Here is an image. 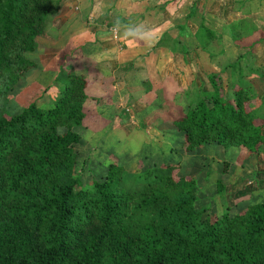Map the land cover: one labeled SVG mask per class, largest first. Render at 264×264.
Here are the masks:
<instances>
[{"label": "trees", "instance_id": "16d2710c", "mask_svg": "<svg viewBox=\"0 0 264 264\" xmlns=\"http://www.w3.org/2000/svg\"><path fill=\"white\" fill-rule=\"evenodd\" d=\"M57 8L58 0H0V96L35 67L27 53ZM195 11L193 0L186 18ZM239 24L229 25L233 38ZM177 28L186 31L184 24ZM193 36L208 53L220 38L202 17ZM261 42L263 34L245 48ZM156 45L184 54L165 35ZM59 73L49 105L0 109V264H264V199L219 215L198 209L195 179L177 175L171 164L131 172L110 161L100 180L80 187L73 149L79 136L72 127L83 123L86 101L97 100L86 93L82 75ZM221 81L212 72L208 89L183 92L187 105L171 119L180 146L191 151L214 143L256 156L264 148V94L237 81L226 94ZM215 187L220 192L222 182Z\"/></svg>", "mask_w": 264, "mask_h": 264}, {"label": "rangeland", "instance_id": "374dc122", "mask_svg": "<svg viewBox=\"0 0 264 264\" xmlns=\"http://www.w3.org/2000/svg\"><path fill=\"white\" fill-rule=\"evenodd\" d=\"M112 1H114V7H122L124 4L123 0ZM211 1V14L214 17L212 19H219V13L217 16L214 15V13L219 12L217 1ZM159 2L160 0H150L149 3L153 5ZM76 5L78 4L75 2L73 8L72 6L71 8L77 10ZM58 9L59 4L56 12L49 16L50 19L58 12ZM110 13L112 14V12ZM115 13L117 14V12ZM216 22L217 25H220L221 22L225 23V21L219 20H216ZM52 24L53 26L50 22L46 24L44 36L48 35L50 37L48 39H54V41L59 36L66 38L68 31L64 29L66 33H61L60 31L63 28L58 21H53ZM73 24L75 23L71 25L73 26ZM242 26L241 23L239 30H236L237 38L232 37L231 31L235 29H232L231 26L228 25L224 27L225 29L218 28L219 30L215 32L220 35V38L211 42L209 53L201 54L196 59L189 57L188 62H185L188 65L184 64L181 67L180 63L183 62L180 57L173 60V63L183 69L180 75L183 74L186 83L194 77L193 82H190L187 86V89L191 90V95L198 87H203V85L209 87L207 75L212 72L219 73L226 94H230V84L233 81L241 82L258 97L264 94V91L256 87L257 85L260 88L264 87V49L259 52V55L253 56L254 49L261 43L253 46L250 51L245 48L256 40L260 34L264 35V28H255L251 24L245 27ZM50 43L52 42H44V45L56 46L55 50L59 48L58 41L52 45ZM46 49L43 44H40L37 50L27 53L28 58L36 62V68L27 71L13 84L7 95L0 96V109L3 108L10 113H16L30 102L43 107L50 104V99L57 93V83L54 82L55 64L58 63L57 73L60 72L59 75H65L71 67L68 55L63 53L67 51L65 46L56 52L61 51V54L57 56L59 61L54 59L51 65L46 66L48 60H45L46 57L44 56L49 52ZM171 64L172 61L169 64V61L165 60V67L161 70L163 71ZM230 64H233L231 69L228 67ZM222 68H225L223 72ZM168 69L171 71L173 66ZM97 82L99 89L108 90L109 85L106 81L97 80ZM156 84L154 83L156 89H167L166 93L174 90L173 87L175 88V84L173 86V82L168 78L164 79L162 86L160 83ZM173 92H169L171 94L170 99L175 94V91ZM107 94L105 93V95ZM103 97L101 96V100ZM187 99V97L184 98L180 94L182 106ZM107 102L109 103V101L104 103ZM92 104L91 99L86 101L87 119L85 117L81 125L72 127V130L79 136V141L73 145V149L76 153L74 175L80 187L89 188L93 179L100 180L103 177L106 165L110 161H114L123 169L131 172L138 171L141 165L149 167L167 163L176 167L177 175H188L195 179L198 186L195 206L198 209L208 208L219 215L226 208L228 211L233 212L237 207H242L247 202L264 199V148L256 156L247 155L244 150L237 147L224 148L214 143H206L191 151H185L180 146L181 135L172 127L171 121L164 122L162 129H158L153 137L148 136L147 140L135 139L128 141L124 135L110 130V128L112 130L118 129L113 121L109 123L108 118L103 117L106 115H99V112H107L110 109L109 106L108 108L103 106L94 108L95 104ZM181 105L179 106L182 107ZM175 106L174 110L167 109L168 115L166 118H172L185 109V107L179 109V106ZM112 108L113 111H117L115 107ZM96 113L98 116H96ZM95 130H101L98 134V137H102L101 140H95L94 133H97ZM160 130H164L165 133H161ZM58 131L63 132L64 128H59ZM139 147L141 148L137 151ZM117 161L122 162L123 165ZM217 180H220L223 184L220 192H216L215 183ZM237 188L239 189L237 190ZM235 190L238 192L236 193Z\"/></svg>", "mask_w": 264, "mask_h": 264}, {"label": "crops", "instance_id": "0c3cea01", "mask_svg": "<svg viewBox=\"0 0 264 264\" xmlns=\"http://www.w3.org/2000/svg\"><path fill=\"white\" fill-rule=\"evenodd\" d=\"M123 1L122 7H114L112 0H59L58 12L53 18L49 17L47 23L50 22L53 26L52 22L58 21L63 28L60 32L63 33L64 29L68 31L66 38L59 36L54 41L43 33L37 37V43L38 46L43 44L49 51L44 56L48 60L46 66L51 65L54 59L58 60L57 56L61 54V51L56 53L58 49H63L64 46L67 48L63 53L68 55L70 71L82 74L89 81L86 93L92 99H97V103L93 102L92 105L95 104L94 108L109 106L107 112H99V115H106L103 117L108 118L109 123L113 121L118 129L110 130L124 135L128 141H142L147 140L148 136L153 137L158 129H162L164 122L172 121V118H166L167 109L174 110L175 105H181L180 94L186 98L183 92H191L187 86L193 82L194 77L186 83L183 74L180 75L183 69L173 63V60L180 57L182 67L187 64L185 62H188L189 57L196 59L201 54L208 53L196 46L193 36L201 17L203 24L214 31L225 29L224 27L236 22L242 23V27L251 24L255 28H264V0H216L219 12L214 15L219 13V19H215L225 21L220 25L212 19L211 0H195L196 11L189 19L186 14L193 0H175L166 4L164 2L168 0H160L153 5H150V0ZM75 2L78 4L75 6L77 10L72 9ZM121 9L123 10L118 11ZM72 23L75 24L72 26ZM181 24L186 27L183 33L177 29V25ZM162 35L178 41L184 54L171 53L166 47L157 46L156 42ZM57 41L59 48L56 50V46L44 45V42H52V45ZM263 49L264 42H261L254 49L253 56L259 55ZM165 60L169 64L172 61V64L162 71ZM33 62L36 68V62ZM55 66L54 77L58 63ZM170 66H173L171 71L168 69ZM166 78L173 82V86L175 84L174 90L169 92L176 91V97L173 95L170 100L163 101L162 93L167 89H156L155 85L160 83L162 86ZM97 80L106 81L108 90L99 89ZM56 83L58 87L60 84ZM256 87L264 91V87ZM202 88L206 90L209 87L203 85ZM101 96H104L102 100ZM187 100L184 105H187ZM105 101L109 103H104ZM184 105L179 106V109L186 107ZM112 107L117 111H113ZM85 117L87 119V113ZM95 131V140H101L102 137H98L101 130ZM160 132L165 133L164 130ZM118 163L123 165L122 162Z\"/></svg>", "mask_w": 264, "mask_h": 264}]
</instances>
